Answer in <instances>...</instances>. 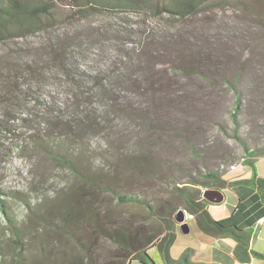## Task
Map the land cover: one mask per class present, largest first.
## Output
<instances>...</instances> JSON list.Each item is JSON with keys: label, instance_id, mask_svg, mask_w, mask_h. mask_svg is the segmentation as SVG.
Wrapping results in <instances>:
<instances>
[{"label": "rangeland", "instance_id": "rangeland-1", "mask_svg": "<svg viewBox=\"0 0 264 264\" xmlns=\"http://www.w3.org/2000/svg\"><path fill=\"white\" fill-rule=\"evenodd\" d=\"M50 4L54 28L69 29L73 20L69 5L58 0ZM102 17L111 15L90 16ZM129 18L154 26L153 38L163 43L148 47L133 67L141 73L140 92L116 90L107 100L100 95L95 98L93 106L102 125L91 131L95 134L90 144L96 154L88 159L109 164L120 149L127 156L142 153L150 161L148 169L158 171L157 178L138 174L131 178L128 172L126 190L144 191L153 200L163 195L161 175L183 181L195 175L201 179L204 171L232 170L249 158L243 144L259 154L264 146V0H210L198 13L174 25L166 15L130 13ZM43 35L39 31L18 41L36 42ZM91 51L96 55L91 54L90 64L95 65L103 53ZM118 62L101 67L102 72L117 79ZM187 65L197 70L181 69ZM46 89L57 95V87ZM237 94L240 102L235 111ZM128 106L141 118L122 115L120 109ZM30 126L16 125L13 133L0 135L4 145L0 149V198L19 219L26 263L39 253L52 256V261L66 260L86 251L84 245L95 253V264L108 261L116 246L94 236L78 209L90 202L100 215L113 211L135 225L144 223L145 210L133 203L118 204L110 194L90 189L64 164L37 149L16 153L14 147L28 139ZM65 210L73 211L71 221L65 220ZM7 235L4 239L12 255L13 236ZM5 262L14 263V259Z\"/></svg>", "mask_w": 264, "mask_h": 264}, {"label": "trees", "instance_id": "trees-1", "mask_svg": "<svg viewBox=\"0 0 264 264\" xmlns=\"http://www.w3.org/2000/svg\"><path fill=\"white\" fill-rule=\"evenodd\" d=\"M58 1L72 9V26L62 31L54 28L52 0H0V135L13 133L16 125H32L28 139L14 147L16 153L28 147L37 149L64 164L90 189L110 194L118 204L133 203L143 207L145 214L141 221L144 223L138 225L130 219L118 218L113 211L106 210L100 215L90 202L83 210L78 209L94 236L116 246L110 259L100 264H130L133 260L154 264L148 253L153 247L167 264H176L178 261L170 257L169 249L179 226L174 217L179 209L191 214L197 227L207 234L244 239L242 230L236 225L215 220L206 208V199L201 197L199 187L233 184L222 177V173L204 171L200 173L201 179L195 175L187 176L183 181L161 175L158 181L162 180L160 193L163 195L152 200L144 191L132 193L126 190L128 172L131 178L136 174L157 178L158 171L148 169L150 161L142 153L127 156L120 149L109 164L98 163L94 156V159H88L96 154L90 144V136L95 134L91 131L102 125L93 106L95 98L100 95L107 100L116 90L140 92L138 75L141 73L133 67L148 47L161 40L153 38L154 26L134 22L129 14L166 15L169 23L174 25L198 13L210 0ZM102 12H109L111 17L90 18ZM39 31L44 34L39 41H18ZM91 49L103 53L95 65L90 64L94 59L91 54L96 55ZM115 61H119V66L115 74L117 79L113 80L109 72H102L101 67ZM192 67L197 70L191 65L181 69L191 70ZM49 86L58 88L56 96L46 89ZM231 87L237 92L236 84ZM239 102L237 94L235 111ZM130 106L120 109L122 115L131 120L140 119ZM3 146L0 143V149ZM243 148L249 153V158L244 159L248 164L252 163L251 157L264 154V146L259 154L254 149L248 150L245 144ZM170 182L173 183L169 186ZM24 204L28 206L29 203L24 201ZM9 207L8 202L0 198V264H28L23 250V229ZM65 214V220L71 221L73 211L65 210ZM7 234L13 236L12 255L4 239ZM83 248L86 251L66 260L52 261V256L39 253L29 264H44V260L49 264H95V253L88 245ZM7 258L14 259V263H6Z\"/></svg>", "mask_w": 264, "mask_h": 264}, {"label": "crops", "instance_id": "crops-1", "mask_svg": "<svg viewBox=\"0 0 264 264\" xmlns=\"http://www.w3.org/2000/svg\"><path fill=\"white\" fill-rule=\"evenodd\" d=\"M251 161L250 164L244 161L242 169L237 167L222 173V177L233 181L232 185L199 187L201 197L204 190H214L210 194L212 200L206 199L210 215L239 227L244 239L207 234L186 212L189 229L183 232L177 226L169 249L170 257L178 261L176 264H264V154L251 157ZM148 253L154 264H167L155 247ZM135 262L138 261L130 264Z\"/></svg>", "mask_w": 264, "mask_h": 264}, {"label": "water", "instance_id": "water-1", "mask_svg": "<svg viewBox=\"0 0 264 264\" xmlns=\"http://www.w3.org/2000/svg\"><path fill=\"white\" fill-rule=\"evenodd\" d=\"M214 192V190L212 189H206L202 192V197L204 199H207V200H212L211 197H210V194ZM186 214V211L184 210H181L179 209L176 214H175V219L176 221L178 222V225H179V228L183 231V232H187L188 231V225L187 223L185 222V215Z\"/></svg>", "mask_w": 264, "mask_h": 264}, {"label": "built area", "instance_id": "built-area-1", "mask_svg": "<svg viewBox=\"0 0 264 264\" xmlns=\"http://www.w3.org/2000/svg\"><path fill=\"white\" fill-rule=\"evenodd\" d=\"M243 162H244V159H243L242 163L235 165V168L238 167L239 169H242V167H243Z\"/></svg>", "mask_w": 264, "mask_h": 264}, {"label": "bare ground", "instance_id": "bare-ground-1", "mask_svg": "<svg viewBox=\"0 0 264 264\" xmlns=\"http://www.w3.org/2000/svg\"><path fill=\"white\" fill-rule=\"evenodd\" d=\"M233 167V165H231V168ZM234 168V167H233Z\"/></svg>", "mask_w": 264, "mask_h": 264}]
</instances>
